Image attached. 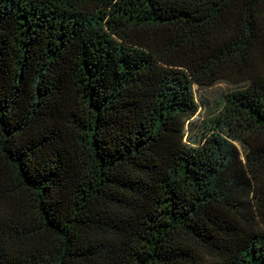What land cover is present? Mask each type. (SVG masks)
Instances as JSON below:
<instances>
[{"label": "trees", "instance_id": "trees-1", "mask_svg": "<svg viewBox=\"0 0 264 264\" xmlns=\"http://www.w3.org/2000/svg\"><path fill=\"white\" fill-rule=\"evenodd\" d=\"M0 264H264V0H0Z\"/></svg>", "mask_w": 264, "mask_h": 264}, {"label": "rangeland", "instance_id": "rangeland-1", "mask_svg": "<svg viewBox=\"0 0 264 264\" xmlns=\"http://www.w3.org/2000/svg\"><path fill=\"white\" fill-rule=\"evenodd\" d=\"M236 86L237 83H231L226 80H219L215 84L197 89V97L201 104V109L196 116L192 128L191 136L198 138L205 129H209L213 118L217 115L224 102V96Z\"/></svg>", "mask_w": 264, "mask_h": 264}]
</instances>
